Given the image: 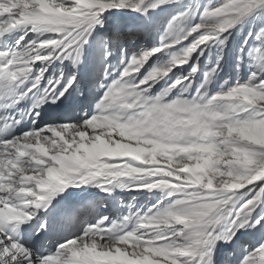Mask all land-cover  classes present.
I'll list each match as a JSON object with an SVG mask.
<instances>
[{
  "label": "snow or ice",
  "instance_id": "snow-or-ice-1",
  "mask_svg": "<svg viewBox=\"0 0 264 264\" xmlns=\"http://www.w3.org/2000/svg\"><path fill=\"white\" fill-rule=\"evenodd\" d=\"M0 264H264V0H0Z\"/></svg>",
  "mask_w": 264,
  "mask_h": 264
},
{
  "label": "rangeland",
  "instance_id": "rangeland-1",
  "mask_svg": "<svg viewBox=\"0 0 264 264\" xmlns=\"http://www.w3.org/2000/svg\"><path fill=\"white\" fill-rule=\"evenodd\" d=\"M240 32V29H237V30H234V35L232 36L231 38V45H232V48H235L236 44H238L242 39H243V36L241 37V35L237 34ZM215 51L216 49L213 48L211 50V54H210V57H214V54H215ZM226 52H228V57L225 61V68L224 70L220 73L219 77L215 78L214 81H213V84L209 86V95H214L216 94L219 90H220V85L223 83L224 79H229L230 83H234L235 82V78H236V73L234 72V69H233V63H232V52H231V49H226L225 50ZM167 59V57H161V59L159 61H155L154 59V62H158V63H162L164 62L165 60ZM54 66H57V65H54ZM206 70V69H203L201 70L199 76H198V80L199 82H202V77H203V71ZM246 71H247V66H244L241 68L240 70V73H239V78L243 81L245 80L247 77H246ZM162 85H157V87L155 89H153V95H156L159 93V90L161 88ZM192 95H195V92H192ZM175 97L173 96H170L169 97V100L171 99H174ZM135 193L133 192L132 195H134ZM161 196V193H154L151 198H150V201H149V205L148 206H151V204L154 202V198L155 199H158L159 197ZM140 200L141 197H137L136 200Z\"/></svg>",
  "mask_w": 264,
  "mask_h": 264
},
{
  "label": "bare ground",
  "instance_id": "bare-ground-1",
  "mask_svg": "<svg viewBox=\"0 0 264 264\" xmlns=\"http://www.w3.org/2000/svg\"><path fill=\"white\" fill-rule=\"evenodd\" d=\"M82 74L85 75L87 73H86V71L82 70ZM94 192H95V189H92L88 194H86V196H88V195H94Z\"/></svg>",
  "mask_w": 264,
  "mask_h": 264
},
{
  "label": "trees",
  "instance_id": "trees-1",
  "mask_svg": "<svg viewBox=\"0 0 264 264\" xmlns=\"http://www.w3.org/2000/svg\"><path fill=\"white\" fill-rule=\"evenodd\" d=\"M247 31V28H243V29H240V32H246ZM239 32V33H240ZM239 35H241V34H239ZM241 37H242V35H241ZM238 44H236V46H237Z\"/></svg>",
  "mask_w": 264,
  "mask_h": 264
}]
</instances>
